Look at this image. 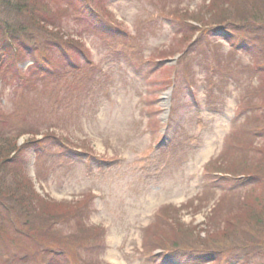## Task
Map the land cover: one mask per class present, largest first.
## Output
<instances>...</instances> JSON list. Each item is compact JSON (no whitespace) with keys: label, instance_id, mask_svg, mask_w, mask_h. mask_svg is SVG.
Masks as SVG:
<instances>
[{"label":"rangeland","instance_id":"374dc122","mask_svg":"<svg viewBox=\"0 0 264 264\" xmlns=\"http://www.w3.org/2000/svg\"><path fill=\"white\" fill-rule=\"evenodd\" d=\"M15 1L0 0L15 37L13 69L0 63V141L18 147L2 173L36 213L63 215L36 241L44 264H264L246 198L264 181L238 168L264 146V28L217 27L210 0H40L39 25ZM252 4L240 5L264 14V0ZM9 206L0 198L11 231L0 264H30L34 241L5 222ZM166 237L196 240L194 250L165 249Z\"/></svg>","mask_w":264,"mask_h":264},{"label":"trees","instance_id":"16d2710c","mask_svg":"<svg viewBox=\"0 0 264 264\" xmlns=\"http://www.w3.org/2000/svg\"><path fill=\"white\" fill-rule=\"evenodd\" d=\"M217 1L216 0H210V2H211L210 6L212 7L213 12H211L210 14L206 13V15H205L207 18L208 17H214V16H216L215 18L219 17L220 19H217L214 23L215 24H222V25H219L217 27L226 26L227 28L230 27L234 30H245L249 26L251 30L255 31V33L257 31L261 32V30L258 28L259 26L261 28H264V14L258 13V14H260V15H258L254 11L253 8L251 10L249 9V11H247L248 9H242L240 4L244 0H234L233 1L234 7L229 5V7H228L229 11H228V9H226V6H223L224 8L223 7L220 8L221 6L218 5ZM17 2H19V5ZM250 2H252L253 3L252 5H254L255 0H250ZM6 4H11V3L7 1ZM14 4L16 6L18 5L17 6L18 10L15 11V13L17 15H19V16L25 15L27 20H30L31 22H34L38 25H39V21L37 20V18H40V20H41V19H43L42 16H45L44 18H46V16H47L46 11L44 10L45 7L42 4H40V0H17V1H15ZM230 8H231V10H230ZM232 10H233V13H231ZM263 10H264V7H263ZM34 12H36V13H34ZM228 12H230L233 15H230ZM212 15H214V16H212ZM233 18L236 20H231ZM261 19H263V20H261ZM190 20H192L195 24H198L199 26H201L202 24L207 22V20L205 22V19H203L201 22V20H199L198 18H193V17ZM222 21H224V22L222 23ZM208 22H210V20H208ZM22 23H23V21H22ZM10 32H12V31H9L8 25L3 23V21H1V18H0V36H1V39L3 37H5V39H6V41H5V39H2V42H0V63H3L5 61L6 67H8L9 70L13 69V62L15 61L12 59L11 55L8 53V49H6L7 43L9 45V41H11L12 38H15L14 35H12V33H10ZM253 39H254L253 37H249V40H251L252 44L254 45ZM263 51H264V48H263ZM262 54L264 55V53H262ZM61 92H66V91L63 89L58 90L55 95H58ZM69 97L67 95L66 98L69 99ZM262 128L263 129L259 132L258 135L264 134V126ZM253 150H255L254 152L256 153V160H255L254 164H252L253 166L252 165H250V166L238 165V168H240L239 172L245 171V170L249 171L247 173L241 174L240 176L242 178H255L254 176H256L257 178L262 179L264 181V146L261 149H259L257 147ZM16 151H18V147L15 145V141L13 143H10L9 139L8 140L3 139L2 141H0V198L10 202V206L8 207L9 214H10V220H8V216L6 215L5 212L2 215H3V218L7 224H11L14 226L18 225L17 227H19V226L23 227V230H22L23 232L31 233L30 238L34 241V243H32L31 247L35 248V252H34L33 256L30 257V260L28 262L30 264H44L46 259H45V257H43L44 255H43L42 250L47 251V249L43 245L42 246L37 245L36 241L37 240L41 241V242L45 241L41 238H46V241H48L50 238V237H48V233L53 231L52 228L54 227L55 221L57 222L58 220H60V218L63 215L58 216V217H54V219H53V218H47V217H50L53 215L51 213L45 214V215L41 214V213H36L34 211V209L31 208V206H32L31 201L32 200H30L28 196H24L21 193H18V188L15 189L17 187V186H15L16 184L11 187V186H9L10 184L6 183V180L4 181L5 178H4V174L2 173V170L5 168V166L8 165L9 162H7V161L10 159V157L12 158V161H13L12 153L16 154ZM12 161H11V164H9V166H11L13 164ZM220 161H222V159ZM221 166H222L221 167L222 170H220V171L226 172L229 177L233 178V176H234L237 178L238 172L231 171L229 167L227 169H223L224 168L223 164ZM12 174H13V172H12ZM15 179L17 182L21 181V180H19V177L17 178V176H16V178L14 177L12 180L15 181ZM24 180H26V179H24ZM22 183L23 182L21 181L20 184H22ZM24 183H27L28 185L26 187H24L23 189H25V190L30 189L31 190V188L33 187L32 182L30 180H27V181H24ZM257 193L258 194H254V192L248 193L246 196V198L248 200L251 198L252 195H254V197L251 200H248L250 203V210L248 211V213L250 215L249 219H252L255 227H257L260 230V232L264 233V190L263 191L260 190ZM61 206H62V208L60 210H65L64 204L63 205L61 204ZM60 210H58V211L56 210L57 211L56 213L57 214L60 213L59 212ZM67 211H69V210L67 209ZM54 212L55 211H53L52 213H54ZM43 217H45V218H43ZM52 220H54V223H52L53 222ZM15 231H17L18 234H16L14 232L13 238L15 240L17 239V241H19L18 236H19V234L23 235V233L21 231H19V228L15 229ZM2 232H4L5 234H8V235H11V234H9V233H11V231L0 228V233L2 234ZM80 233H83V232L80 231ZM182 233L185 236H187L188 233L190 234V230L184 229L182 231ZM79 236H80V234H79ZM181 239H183V238L182 237H177V238L173 237L171 239L170 238L167 239V237H166V239H165L166 242H170L171 245L169 247H166L165 244H163L162 246L165 249H168V248L174 249L177 247L178 248L179 247H181V248L185 247L186 249L194 250V249H192L191 245H195L196 240H191V239L186 238V239H184L185 241H183ZM187 239H188V241H187ZM210 241H211V239H210ZM43 243L45 244L46 242H43ZM65 244L68 245V243H65ZM198 245H200V244H198ZM69 247H71V246H69ZM32 250H33V248H32ZM41 251H42V253H40Z\"/></svg>","mask_w":264,"mask_h":264},{"label":"bare ground","instance_id":"6f19581e","mask_svg":"<svg viewBox=\"0 0 264 264\" xmlns=\"http://www.w3.org/2000/svg\"><path fill=\"white\" fill-rule=\"evenodd\" d=\"M167 102V95H165V98H164V103L166 104Z\"/></svg>","mask_w":264,"mask_h":264}]
</instances>
